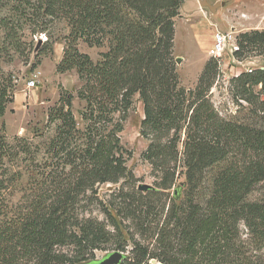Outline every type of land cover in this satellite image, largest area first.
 Returning <instances> with one entry per match:
<instances>
[{
	"label": "trees",
	"instance_id": "16d2710c",
	"mask_svg": "<svg viewBox=\"0 0 264 264\" xmlns=\"http://www.w3.org/2000/svg\"><path fill=\"white\" fill-rule=\"evenodd\" d=\"M185 1L0 0V264H87L111 246L131 247L122 264H264V69L230 80L233 97L250 105L242 120L212 100L219 57L185 87L174 56ZM58 23L69 34L57 71L75 70L79 86L60 90L46 130L9 141L3 118L16 83L3 63L28 61L36 35L55 42ZM80 40L107 50L93 60ZM238 43L237 60L264 56V29L241 32ZM137 96L142 158L155 176L146 192L120 135ZM181 177L177 200L168 193ZM108 183L117 186L101 196Z\"/></svg>",
	"mask_w": 264,
	"mask_h": 264
},
{
	"label": "rangeland",
	"instance_id": "374dc122",
	"mask_svg": "<svg viewBox=\"0 0 264 264\" xmlns=\"http://www.w3.org/2000/svg\"><path fill=\"white\" fill-rule=\"evenodd\" d=\"M209 1L212 4L220 2V5L215 10L203 7L204 12H199L193 0H186L181 8V15L176 18L174 56L175 61L176 58H181L180 62L176 61V66L182 84L187 88L195 86L203 70L204 66L202 67L201 65V56L210 41L211 28H219L221 30L234 28L238 34L254 29H264V0ZM190 19L194 23H203V25L198 27L199 36L193 34L194 32L190 28ZM210 22L214 25H210ZM53 34L58 37L55 42H47L48 36L45 33L35 36L33 52L30 54L28 61L18 58L12 62L3 63L5 71L13 74L16 83L15 100L9 105L3 118L6 136L9 141H13L16 136L33 139L34 129L46 130L48 109L57 102L60 90L66 88L76 93L79 86L75 70L65 73L57 71V65L63 57L64 37L69 34V28L65 23H58L53 30ZM79 49L88 53L93 60H98L100 53L107 50V46L91 47L83 40H80ZM38 52L39 55L35 58ZM220 66L221 74L212 88V100L223 116L233 120H242L248 113L250 105L233 97L232 92L228 89L230 80L233 76L244 72L246 68L264 67V56L251 53L244 62H239L232 55L225 54L221 58ZM31 81L34 82L33 86L29 85ZM83 106L84 102L76 97L73 109L78 119L80 118L79 111ZM143 117V104L137 96L134 108L129 112L124 122V129L120 134L123 144L131 152L128 165L138 178L136 186L140 183L153 185L155 180L152 166L142 158V152L148 145L147 139L143 137L140 131ZM183 181H185V177H181L176 185ZM27 182L28 176L26 175L23 180L12 188L11 201L13 203H17L20 200L21 187ZM116 186L112 183L101 185L99 193L101 196L106 195L107 192L112 191ZM183 191L185 192V188ZM173 193L174 188L169 190L168 194L173 196ZM261 195L262 191H255L251 194L250 199L258 198ZM94 215L102 218V215L97 211L94 212ZM113 248L111 246L107 249L96 250L93 261L101 260L114 252L115 249ZM130 249L131 247L129 246L127 251H125L126 258L124 261L131 255ZM147 264L161 263L149 261Z\"/></svg>",
	"mask_w": 264,
	"mask_h": 264
},
{
	"label": "built area",
	"instance_id": "2783aa9c",
	"mask_svg": "<svg viewBox=\"0 0 264 264\" xmlns=\"http://www.w3.org/2000/svg\"><path fill=\"white\" fill-rule=\"evenodd\" d=\"M239 48L238 43V33L234 28H231L230 30H221L219 28L215 29L213 34V43L209 48V54L211 56H216L220 58L223 57L225 54L232 55L234 59V52ZM239 61V60H238ZM239 62H244L239 61ZM257 68V67H256ZM261 69H264V67H259ZM255 68H246L245 71L252 72ZM30 86L34 85V82H29Z\"/></svg>",
	"mask_w": 264,
	"mask_h": 264
},
{
	"label": "water",
	"instance_id": "95a60500",
	"mask_svg": "<svg viewBox=\"0 0 264 264\" xmlns=\"http://www.w3.org/2000/svg\"><path fill=\"white\" fill-rule=\"evenodd\" d=\"M202 7L209 8L210 10H215L219 5L220 2H216L212 4L209 0H199ZM177 62L181 61V58H176ZM184 183H180L177 185V187L174 189V197L178 200L182 197V190H183ZM154 188L153 185L146 184V183H140L138 185V189L140 191L146 192L150 189ZM126 258V254L124 251L121 250H115L114 252L108 254L101 260L97 261H91L87 264H122L124 259ZM151 262L155 263L157 262L156 259H152Z\"/></svg>",
	"mask_w": 264,
	"mask_h": 264
},
{
	"label": "crops",
	"instance_id": "0c3cea01",
	"mask_svg": "<svg viewBox=\"0 0 264 264\" xmlns=\"http://www.w3.org/2000/svg\"><path fill=\"white\" fill-rule=\"evenodd\" d=\"M193 1H194L193 3L197 6L198 11L199 12H204V9H203V7H201V4H200L199 0H193ZM181 13H182V10H181ZM176 22H177V20H176ZM189 22H190V28L194 32L193 34L199 36V33H198L199 32V28L198 27L203 25V23H196V22L194 23V21H191V19L189 20ZM210 25L213 26L214 24L210 22ZM214 31H215V29L211 28V33H210V41L211 42L209 41V43L206 45L205 51L203 52V55L201 56V58H202V60H201L202 67L205 65L207 59L210 57L209 48H210V46L213 43ZM211 34H212V36H211Z\"/></svg>",
	"mask_w": 264,
	"mask_h": 264
}]
</instances>
